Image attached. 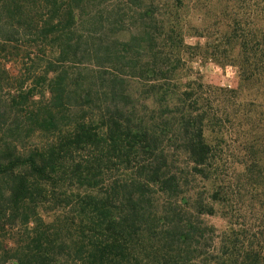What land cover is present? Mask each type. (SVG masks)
<instances>
[{"label":"trees","instance_id":"1","mask_svg":"<svg viewBox=\"0 0 264 264\" xmlns=\"http://www.w3.org/2000/svg\"><path fill=\"white\" fill-rule=\"evenodd\" d=\"M90 1L0 0V264H233L202 258L198 226L159 201L212 179L206 130L241 95L244 114H264V0H100L108 11L89 16ZM246 5L250 32L231 10ZM193 7L202 23L217 9L215 25L228 20L218 43L185 44ZM35 49L51 58L38 101L13 70ZM187 50L238 66L239 88L180 83Z\"/></svg>","mask_w":264,"mask_h":264},{"label":"rangeland","instance_id":"2","mask_svg":"<svg viewBox=\"0 0 264 264\" xmlns=\"http://www.w3.org/2000/svg\"><path fill=\"white\" fill-rule=\"evenodd\" d=\"M225 2L226 0L216 4L221 3V7H224ZM203 6L205 8L206 3L201 5ZM107 7L100 0H91L86 13L92 16L91 14L101 12L104 8L108 11ZM193 10H195L194 7L188 18H185L191 26L190 30L187 27L185 29V44L205 45L209 39L208 36L212 39V43H218L219 32L228 24V20H224L221 25H215L212 18L220 13V9L213 10L211 18L206 23L201 22L202 14H195ZM231 10L235 14L239 13L240 19H244V15L247 14V23L245 24V19L242 22H244V29L250 32L253 19H256H250V16L258 14V9L246 5L240 8L232 7ZM261 16L264 17V14ZM81 30L84 33L86 31L85 28ZM31 52L30 57L23 52L20 63L14 65L13 70L18 75L22 71L24 78L28 79L25 85L28 89L35 90V100L38 101L44 95L48 96L47 85L42 78L46 76L45 67L51 58L48 56L49 52L47 55V51L46 55L38 53L36 49ZM186 52L189 57H185L183 61V71L178 79L180 83L188 84L195 81L218 89L239 88L241 73L238 66L215 61L203 57L204 55L192 54L191 50ZM25 61L28 62L27 67H25ZM55 64L61 67L60 63ZM25 68H27L26 71ZM80 69L86 68L82 69L74 64L67 68L73 74L83 72ZM239 99L245 101L246 97L241 95ZM240 101H235L236 110L228 119L223 117L221 121H214L206 130L207 140L217 154L212 169V179L204 180L200 177L190 179L188 191L184 195L185 202L181 198L171 200L163 198L162 202L159 201V205L162 206L161 211H164L165 208L168 210L173 203L177 202L178 207L183 209V214H186L185 217L190 218L198 226L200 231L194 241L201 246L202 258L212 257V261L217 262L220 258H224L222 255L224 253L232 256L233 264H242L248 258L255 259L258 264H264V114H261L262 110L258 112L259 115L244 114L241 107H238V104L243 103ZM256 105L261 107L260 104ZM250 124L253 127H250ZM47 137L44 134H38L33 138V144H42ZM184 163L183 170L188 173L187 159H184ZM126 174H128L126 170H121L115 175L124 177ZM112 177L113 174H110L107 179ZM215 193H218L219 198L216 202L212 200ZM197 200H202L201 211L197 210ZM210 207L214 208V215L207 213ZM170 216L169 214L167 223L172 220ZM155 225L160 229L163 227V223H155ZM199 244L195 243V246Z\"/></svg>","mask_w":264,"mask_h":264}]
</instances>
